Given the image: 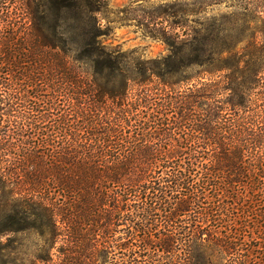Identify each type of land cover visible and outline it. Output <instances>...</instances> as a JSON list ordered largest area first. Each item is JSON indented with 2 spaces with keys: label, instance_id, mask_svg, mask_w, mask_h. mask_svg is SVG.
<instances>
[{
  "label": "trees",
  "instance_id": "16d2710c",
  "mask_svg": "<svg viewBox=\"0 0 264 264\" xmlns=\"http://www.w3.org/2000/svg\"><path fill=\"white\" fill-rule=\"evenodd\" d=\"M21 1L28 37L0 7V264L22 232L30 264H264V0L167 5L150 59L106 43L105 0Z\"/></svg>",
  "mask_w": 264,
  "mask_h": 264
},
{
  "label": "rangeland",
  "instance_id": "374dc122",
  "mask_svg": "<svg viewBox=\"0 0 264 264\" xmlns=\"http://www.w3.org/2000/svg\"><path fill=\"white\" fill-rule=\"evenodd\" d=\"M108 4V25L110 30L109 39L106 40V43L118 47L123 51H134L135 54L140 55L143 58L150 59L156 58L165 55L167 51L166 45L160 40V38L153 39L148 36V32L151 31L155 37H161L163 32L165 33H172L175 32L173 23L174 18L164 17V11L166 6H172L177 0H105ZM21 0H0V7H1V14L3 15L2 18L9 19L10 21H16L17 26L19 27V31L22 29V32L25 33L24 36H29V22L27 20L25 10L22 12L21 8ZM218 12V10H215ZM100 18L101 15H98ZM102 26H106V22L101 20ZM104 26V27H105ZM3 32V29H2ZM1 32V33H2ZM3 47L0 46V49ZM1 55V53H0ZM3 57L0 56V59ZM156 82L149 83L151 85L155 84ZM6 87L0 86V91L5 89ZM63 88V87H61ZM21 90L24 91H34L37 90H45V92H40V95H52L54 100L60 103V99L63 101L64 98L60 97L63 93H53L47 87H43V84L40 87L32 86L31 84L25 87H21ZM60 91V89H59ZM33 92V93H34ZM57 94V95H56ZM130 96L134 95V90H131L129 93ZM31 104L37 102L35 99H31ZM41 103V102H40ZM47 103V102H46ZM42 104V103H41ZM4 105V104H2ZM66 104L62 105L63 108ZM0 112V138L3 135V132L6 127H8L11 123L13 118H8V114L10 112ZM12 114L14 112H11ZM53 113H60V111H54ZM17 114V113H16ZM56 119H58L56 117ZM17 130V125H15ZM49 127V126H48ZM22 134L25 136L29 135V130L27 128H23V131H16L11 133L12 137H17V135L13 136V134ZM12 137L9 139L10 145L12 147L11 154L7 156L8 160H15L14 157H18L17 149L19 142L12 140ZM26 139V138H22ZM2 145L0 141V146ZM46 151V150H44ZM10 164V162H9ZM6 241L5 238L0 239L1 243ZM36 242L39 240L34 236L31 232H22L16 235V252L13 256L17 264H30V260L33 259V255L36 251L37 245ZM45 248V247H44ZM43 248V249H44Z\"/></svg>",
  "mask_w": 264,
  "mask_h": 264
}]
</instances>
